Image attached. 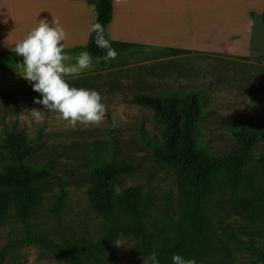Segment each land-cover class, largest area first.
<instances>
[{"label":"rangeland","instance_id":"rangeland-1","mask_svg":"<svg viewBox=\"0 0 264 264\" xmlns=\"http://www.w3.org/2000/svg\"><path fill=\"white\" fill-rule=\"evenodd\" d=\"M253 58L248 62L152 49L117 60L113 67L99 74L68 79L71 87L96 90L106 109L99 124L78 123L76 127H66L56 113L35 104L39 94L32 87L0 91V110L4 104L11 106L7 121L30 136L42 134L52 151L90 157L98 143L107 140L109 134H117L134 164L124 172L123 186L141 191L139 214L132 218L119 210L114 226L92 207L88 194L89 166L66 160L65 156L56 158L41 204L29 222L22 223L12 209L0 227V253L9 247L0 262L27 264L28 256L35 253V264H143L142 258L155 250L159 264H171L160 257L169 242L185 232L186 208L180 201L174 169L152 158L141 145L144 135L158 137L159 127L152 112L134 104L132 98L169 96L179 91L198 94L203 105L201 117L205 120L200 130L202 140L208 141L209 148L223 151L230 143L225 132L227 125L264 121V64ZM33 108L44 111L39 122L27 112ZM3 113L1 110L0 117ZM208 131L210 138L206 139ZM1 133L0 124V138ZM255 189L257 193L264 191V182L257 181ZM63 192L66 199L56 216L54 208ZM206 212L212 232L204 264H264V218L239 217L229 186L212 192ZM26 239L28 243L18 244Z\"/></svg>","mask_w":264,"mask_h":264},{"label":"trees","instance_id":"trees-1","mask_svg":"<svg viewBox=\"0 0 264 264\" xmlns=\"http://www.w3.org/2000/svg\"><path fill=\"white\" fill-rule=\"evenodd\" d=\"M114 15L113 0H100L97 5V20L107 28ZM264 24V14L262 16ZM94 33L88 48L95 57L105 55V50L96 47ZM190 91L168 93L169 96L136 95L132 102L152 112L159 127V136L142 138V146L152 158L171 166L178 186L180 201L186 208L185 232L169 242L160 259L171 262L174 253L185 259H195L204 264L208 258V246L212 227L206 212L207 201L212 192L229 186L233 192L235 213L245 220L264 218V191L256 192L257 181L264 182V121H241L226 126L230 143L220 151L209 148L202 140L204 119L203 105L198 94ZM165 94V95H168ZM9 104H4L0 117L2 133L0 138V227L5 224L14 209L16 217L27 224L42 201L45 183L50 169L60 156L66 160L84 162L89 166V191L93 209L102 214L112 225H117L118 211L129 217H136L141 208V191L137 187L123 186L124 172L133 168L128 151L123 150L122 139L109 134L108 139L97 144L86 158L69 151H52L40 133L28 135L17 130L10 116ZM0 110V111H1ZM208 119H206V122ZM113 130V129H112ZM210 132H206V139ZM57 158V159H56ZM247 185V189L245 188ZM119 186L122 195H114ZM66 193L57 201L54 213L59 216ZM28 239L18 244L28 243ZM9 247L0 257L3 258ZM3 263V260L0 264Z\"/></svg>","mask_w":264,"mask_h":264},{"label":"crops","instance_id":"crops-1","mask_svg":"<svg viewBox=\"0 0 264 264\" xmlns=\"http://www.w3.org/2000/svg\"><path fill=\"white\" fill-rule=\"evenodd\" d=\"M99 1L0 0V91L31 87L21 77L22 58L14 47L41 19L64 29V52L72 57L66 63L74 64L80 52H88ZM113 6L107 35L118 55L92 62L78 78L99 74L117 60L152 49L245 61L254 57L264 64V0H113Z\"/></svg>","mask_w":264,"mask_h":264},{"label":"clouds","instance_id":"clouds-1","mask_svg":"<svg viewBox=\"0 0 264 264\" xmlns=\"http://www.w3.org/2000/svg\"><path fill=\"white\" fill-rule=\"evenodd\" d=\"M55 25L56 22H51ZM94 33L96 47L104 49V60H114L118 53L111 47L109 39L105 37V27L93 23L89 29ZM66 33L62 27L51 26L46 19H41L38 26L31 30L27 36L15 44L14 51L22 60L23 79L31 84L32 90L39 94L34 103L42 105L44 111L57 114V119L65 122V126L76 127L79 124H99L105 117V105L102 97L93 89L71 87L67 77L72 79L92 66L93 57L89 52H80L75 57V63H66L72 59L64 52ZM101 57H95L99 62ZM40 109L33 108L27 111L32 118L39 122L42 119ZM114 195H122L119 186L114 189ZM117 244L122 246L120 241ZM119 247V246H118ZM158 252L152 251L143 257V264H159ZM36 255L28 256L27 264H35ZM171 264H196L195 259H185L182 255L174 253Z\"/></svg>","mask_w":264,"mask_h":264}]
</instances>
